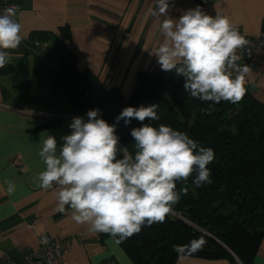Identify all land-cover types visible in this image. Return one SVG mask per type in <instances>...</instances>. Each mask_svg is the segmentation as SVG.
Here are the masks:
<instances>
[{
	"label": "crops",
	"instance_id": "0c3cea01",
	"mask_svg": "<svg viewBox=\"0 0 264 264\" xmlns=\"http://www.w3.org/2000/svg\"><path fill=\"white\" fill-rule=\"evenodd\" d=\"M15 19L22 25V42L9 52L11 70L0 73V264L5 258L22 262V253L34 249L41 235L67 239L63 264H133L109 236L91 234L87 225L76 224L71 210L54 211L53 190L36 185L45 165L38 152L41 137L71 134L69 127L80 115L67 101L51 97L49 85L31 93L15 90L34 67L31 36L50 33L75 55L78 72H92L107 89L118 88L130 96L140 71L160 67L152 55L162 40L158 22L150 15L154 0H13ZM200 6L206 14L228 16L247 39L240 65H248L245 88L264 104V0H174L170 15ZM38 41L34 42L37 47ZM161 68V67H160ZM55 121V122H54ZM6 179L16 183L7 192ZM252 264H264V234ZM175 264H233L228 259L179 256Z\"/></svg>",
	"mask_w": 264,
	"mask_h": 264
},
{
	"label": "clouds",
	"instance_id": "9594fccd",
	"mask_svg": "<svg viewBox=\"0 0 264 264\" xmlns=\"http://www.w3.org/2000/svg\"><path fill=\"white\" fill-rule=\"evenodd\" d=\"M173 6L174 0H154L150 9L162 37L152 53L161 69L183 76L184 91L191 98L213 104L240 102L250 68L238 63V52L246 48L247 39L228 16L213 17L198 5L175 18L170 15ZM15 15L13 8L0 14V68L9 63L7 50L22 42V25ZM158 107L129 106L116 117L117 124L141 122L130 132L134 152L120 146L116 124L100 118L99 109L89 110L87 120L74 117L71 134L61 137L60 146L50 134L41 137L38 155L45 168L38 173L36 186L53 190L54 211L63 214L70 209L76 224L87 225L93 235L106 234L120 245L143 227L165 222L181 195L187 194L186 188L177 190V181L187 183L194 176L196 187L211 184L208 165L215 159L214 150L165 124L144 123L159 120ZM4 182L13 194L15 181ZM204 243L202 238L194 239L174 246V251L195 252Z\"/></svg>",
	"mask_w": 264,
	"mask_h": 264
},
{
	"label": "trees",
	"instance_id": "16d2710c",
	"mask_svg": "<svg viewBox=\"0 0 264 264\" xmlns=\"http://www.w3.org/2000/svg\"><path fill=\"white\" fill-rule=\"evenodd\" d=\"M41 37L51 41L43 51L34 46ZM66 46L47 32L31 36L34 67L27 80L13 86L15 90L31 93L47 83L54 100L69 102L80 115L87 118L89 110L99 109L100 118L116 124L120 146L130 152H134L130 132L142 124L135 119L117 124L116 117L125 107L157 104L159 120L144 123L185 132L215 152L208 165L211 184L196 187L194 176L187 183L177 181V190L186 188L187 194L181 195L165 222L145 226L120 244L133 264H175L179 256L237 264L231 253L242 264H252L264 234V104L249 89L238 103L191 98L184 91V77L160 67L140 71L125 98L118 88L104 87L92 72H78L76 57ZM9 70L11 65L6 64L0 73ZM200 238L205 243L199 250L183 255L174 251V246Z\"/></svg>",
	"mask_w": 264,
	"mask_h": 264
},
{
	"label": "built area",
	"instance_id": "2783aa9c",
	"mask_svg": "<svg viewBox=\"0 0 264 264\" xmlns=\"http://www.w3.org/2000/svg\"><path fill=\"white\" fill-rule=\"evenodd\" d=\"M7 8L18 10V5L13 0H0V14ZM238 54L243 57V49ZM241 60L238 63H241ZM46 238V239H45ZM67 239L54 240L41 235L38 238V245L34 249H27L22 253L20 264H63V257L68 249ZM5 264H15L5 258Z\"/></svg>",
	"mask_w": 264,
	"mask_h": 264
},
{
	"label": "rangeland",
	"instance_id": "374dc122",
	"mask_svg": "<svg viewBox=\"0 0 264 264\" xmlns=\"http://www.w3.org/2000/svg\"><path fill=\"white\" fill-rule=\"evenodd\" d=\"M38 41V45L36 48H38L39 51H43L47 46L51 45V41L47 39L46 37H41ZM232 258L235 260V258L232 255ZM236 263V260H235ZM238 264V263H237Z\"/></svg>",
	"mask_w": 264,
	"mask_h": 264
},
{
	"label": "water",
	"instance_id": "95a60500",
	"mask_svg": "<svg viewBox=\"0 0 264 264\" xmlns=\"http://www.w3.org/2000/svg\"><path fill=\"white\" fill-rule=\"evenodd\" d=\"M226 250H227V248H225ZM229 253H231V251H229V250H227ZM231 255H233L232 253H231ZM233 257L235 258V260H236V263H238V264H242L234 255H233Z\"/></svg>",
	"mask_w": 264,
	"mask_h": 264
}]
</instances>
